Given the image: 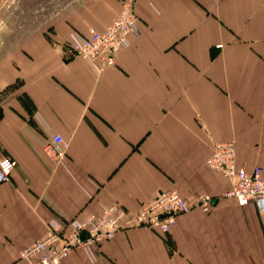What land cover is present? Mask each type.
I'll list each match as a JSON object with an SVG mask.
<instances>
[{"label":"crops","instance_id":"obj_1","mask_svg":"<svg viewBox=\"0 0 264 264\" xmlns=\"http://www.w3.org/2000/svg\"><path fill=\"white\" fill-rule=\"evenodd\" d=\"M23 1L0 0V153L17 161L0 182V264L114 202L218 197L232 181L206 163L216 142L264 171V0H136L138 29L103 72L71 42L124 0ZM54 134L61 161L44 149ZM60 264H264V214L221 197L166 234L128 228Z\"/></svg>","mask_w":264,"mask_h":264},{"label":"built area","instance_id":"obj_2","mask_svg":"<svg viewBox=\"0 0 264 264\" xmlns=\"http://www.w3.org/2000/svg\"><path fill=\"white\" fill-rule=\"evenodd\" d=\"M136 0H124L118 16L103 30L91 27L88 32L71 42V53L88 60L99 71L116 65V57L129 45L128 35L139 26ZM222 47V44L217 45ZM69 143L61 134H54L44 144L46 152L57 161L65 158ZM17 161L0 153V182L8 181ZM206 163L232 181L231 187L218 197L207 193L185 197L176 189L162 190L140 208L130 212L118 202L103 208L97 215H90L71 228L66 224L50 225L44 236L24 247L20 259L24 264H60L77 248L100 246L114 238L118 232L146 226L166 234L176 223L177 215L196 207L209 211L214 201L221 197H234L245 205L255 203L264 214V171L259 165L248 170L237 160L234 141H220L213 145Z\"/></svg>","mask_w":264,"mask_h":264},{"label":"rangeland","instance_id":"obj_3","mask_svg":"<svg viewBox=\"0 0 264 264\" xmlns=\"http://www.w3.org/2000/svg\"><path fill=\"white\" fill-rule=\"evenodd\" d=\"M23 3L27 4V3H30V1L29 0H24Z\"/></svg>","mask_w":264,"mask_h":264}]
</instances>
